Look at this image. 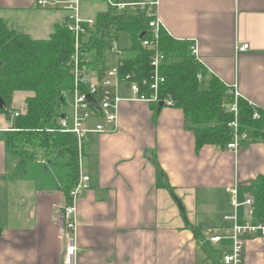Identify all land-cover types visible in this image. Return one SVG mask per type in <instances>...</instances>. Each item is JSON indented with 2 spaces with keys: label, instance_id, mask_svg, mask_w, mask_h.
I'll use <instances>...</instances> for the list:
<instances>
[{
  "label": "crops",
  "instance_id": "0c3cea01",
  "mask_svg": "<svg viewBox=\"0 0 264 264\" xmlns=\"http://www.w3.org/2000/svg\"><path fill=\"white\" fill-rule=\"evenodd\" d=\"M35 1L0 0V18L17 34L48 39L65 14ZM115 1L145 4L170 37L195 47L197 57L191 55L205 80L215 76L264 110V0ZM96 15L82 10L83 18ZM244 44L248 49L238 51ZM121 88L116 130L90 134L84 143L81 169L89 189L77 202L75 264H220L227 246L204 244L192 230L228 227L222 217L231 210L234 187L238 203L253 200L237 208L238 223L258 221L252 182L264 178V144L249 135L236 152L211 145L196 150L182 110L164 105L156 111ZM32 96L14 92L12 113L24 115ZM12 113L0 114V264H64L55 220L66 201L62 171L38 156L14 174L18 158L3 137L15 128ZM243 259L264 264V238H245Z\"/></svg>",
  "mask_w": 264,
  "mask_h": 264
},
{
  "label": "trees",
  "instance_id": "16d2710c",
  "mask_svg": "<svg viewBox=\"0 0 264 264\" xmlns=\"http://www.w3.org/2000/svg\"><path fill=\"white\" fill-rule=\"evenodd\" d=\"M151 19L146 11L141 10L135 15L117 13L110 8L98 13L94 17L93 31L84 44L85 54L96 53V61L100 60L105 39L115 38L119 32H127L131 37V54L124 61L121 75L132 73L136 79H148L152 53L141 46V41L150 38L148 23ZM143 32L146 35L140 40L139 35ZM190 45L189 42L173 39L160 28L159 50L165 56L166 63L161 68L164 83L159 86L158 97L162 101H169V106L182 110L185 126L195 136L196 150L205 145L225 149L231 139L228 124L233 121V115L227 113L222 104L233 101L229 94L231 89L215 76L205 80V69L191 55ZM73 47V35L62 25H55L48 39L34 40L10 30L0 18V99L3 101L0 114L9 116L12 113L14 92L33 93L32 97L26 99L25 114L15 118L13 131L3 135L6 150L18 158L14 174L23 173L30 162L41 156L62 171V176L58 177L61 183L64 182L62 190L65 195L79 177L74 139L70 135L48 130L56 129L64 103L61 93L72 85L68 63ZM169 59L177 60L167 62ZM94 64H88L92 70H95ZM198 75L202 80L197 79ZM145 92L150 94L147 90ZM160 103L151 105L158 111ZM255 110L258 119L253 118ZM237 121L241 132H247L253 141L264 144V110L238 98ZM163 176L158 169L157 179ZM252 187L257 192V219L264 221V178L258 177L252 182ZM192 232L201 239V231L193 229Z\"/></svg>",
  "mask_w": 264,
  "mask_h": 264
},
{
  "label": "built area",
  "instance_id": "2783aa9c",
  "mask_svg": "<svg viewBox=\"0 0 264 264\" xmlns=\"http://www.w3.org/2000/svg\"><path fill=\"white\" fill-rule=\"evenodd\" d=\"M82 0H36L35 4L41 9H51L63 12L65 20L63 26L73 35V53L69 59V74L72 78L71 88L62 91L61 98L64 105H69L70 113H60L57 119V127L54 131L60 134L70 135L74 139V146L78 155L79 177L73 187L66 195L65 204L59 207L56 215V223L60 229L61 238L64 242V264H75L78 255V245L76 241L77 231V202L82 194L89 189V177L81 169V159L83 157V147L90 134H104L116 130L118 119V107L123 100L120 96V88L128 85L134 98L148 103L163 102L170 105L167 100H160L158 97L159 86L164 83L161 76V68L166 63L165 56L159 50V30L161 28L159 19L152 15L145 4H125L115 0H105L108 8L115 12H125L129 7H137L141 11H146L152 19L148 23L150 38L143 39L141 46L150 50L152 55L149 59V78L136 79L132 73L121 75L124 67V53L115 45L111 50L115 52L116 62L108 70L88 69V64L84 60V39L90 36V30L95 26L94 19L83 18L80 11ZM146 35V33H145ZM145 37V36H144ZM248 45L238 47V51H246ZM191 54L196 58L197 51L192 45ZM197 78L201 80V76ZM149 91L147 94L145 91ZM233 101L223 106L227 113L233 115V121L228 124L231 130V139L226 144L225 150L236 152L249 140L247 132H241L237 121V99L242 98L235 88L229 92ZM91 97L95 106L89 101ZM70 100V101H69ZM64 115V117H62ZM13 117H18V112L12 113ZM253 118L258 119L259 115L255 110ZM231 210L222 217L228 224L226 228H212L202 232L201 240L204 244L215 246L224 242H229V246L222 252L220 264H244L243 253L244 243L247 237L264 238V221L258 220L256 223L245 221L238 223L237 208L240 206L251 207L253 200L246 197L242 203L236 200V187L231 191Z\"/></svg>",
  "mask_w": 264,
  "mask_h": 264
},
{
  "label": "rangeland",
  "instance_id": "374dc122",
  "mask_svg": "<svg viewBox=\"0 0 264 264\" xmlns=\"http://www.w3.org/2000/svg\"><path fill=\"white\" fill-rule=\"evenodd\" d=\"M105 6H108V5L103 0H82L81 6H80L81 15H82V10H83L85 12V14L92 17V16L96 15L97 13L101 12L103 9L105 10V8H104ZM137 12H138V10L134 11L131 8H129L126 11V13L130 14V15H135ZM117 13H119V12H117ZM122 13H124V12H122ZM62 26H63V24H62ZM92 31H93V29H91L89 33L91 34ZM89 37L87 39H84L85 43H87ZM112 45H115L118 49H120L124 53V56L129 55V52H130L129 49L131 46V37L127 32H119L115 38L105 39L102 58L100 60L96 61V59H97L96 53L90 52L84 56L85 62L87 64H89L90 62H95L94 65H95V68L97 70L99 69L98 67L105 65V67H107L105 70H108V68H110L108 66L113 64L114 58H116L115 52L111 50ZM173 60H177V59H169L167 62H170ZM88 69H92L90 67V65H88ZM201 86L203 87V84H201ZM128 89H129V86L123 85L121 88V93L128 92ZM230 103L224 102L222 104V108L224 109L223 106H226ZM60 112L69 114L70 113L69 105L63 104L61 106ZM58 161H60V160H58ZM241 215L242 214L240 213V218H241ZM222 244H224V246H227V247L229 246V242H224ZM219 246L221 248L222 245H219Z\"/></svg>",
  "mask_w": 264,
  "mask_h": 264
},
{
  "label": "water",
  "instance_id": "95a60500",
  "mask_svg": "<svg viewBox=\"0 0 264 264\" xmlns=\"http://www.w3.org/2000/svg\"><path fill=\"white\" fill-rule=\"evenodd\" d=\"M145 36V32H143V33H141L140 35H139V39L141 40V39H143V37ZM88 99H89V101L95 106L96 104H95V102H94V100L91 98V97H88ZM62 100V99H61ZM164 106V103L163 102H161L160 103V107H163ZM3 107V101L0 99V108H2ZM62 117H64V115L62 116Z\"/></svg>",
  "mask_w": 264,
  "mask_h": 264
},
{
  "label": "bare ground",
  "instance_id": "6f19581e",
  "mask_svg": "<svg viewBox=\"0 0 264 264\" xmlns=\"http://www.w3.org/2000/svg\"><path fill=\"white\" fill-rule=\"evenodd\" d=\"M93 35H94V34H93ZM93 35H92V36H93Z\"/></svg>",
  "mask_w": 264,
  "mask_h": 264
}]
</instances>
